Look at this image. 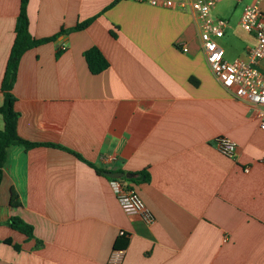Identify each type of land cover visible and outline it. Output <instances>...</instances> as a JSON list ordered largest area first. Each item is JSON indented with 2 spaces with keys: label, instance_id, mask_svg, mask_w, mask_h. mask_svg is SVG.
Instances as JSON below:
<instances>
[{
  "label": "crops",
  "instance_id": "obj_1",
  "mask_svg": "<svg viewBox=\"0 0 264 264\" xmlns=\"http://www.w3.org/2000/svg\"><path fill=\"white\" fill-rule=\"evenodd\" d=\"M113 1L29 0L35 39L97 18L23 55L13 87L17 133L70 149L94 167L56 147L9 150L0 186V264H264L257 109L215 79L190 9L122 0L105 11ZM20 6L0 0V106ZM212 14L225 19L226 12L217 4ZM248 35L232 58L246 57L255 43ZM92 47L109 62L97 75L84 57ZM259 68L264 75V60ZM218 137L237 144L235 159L216 149ZM104 172L149 175L125 182L152 212V224L125 214ZM13 216L33 226L34 238L8 226ZM124 238L128 245L115 248Z\"/></svg>",
  "mask_w": 264,
  "mask_h": 264
},
{
  "label": "built area",
  "instance_id": "obj_2",
  "mask_svg": "<svg viewBox=\"0 0 264 264\" xmlns=\"http://www.w3.org/2000/svg\"><path fill=\"white\" fill-rule=\"evenodd\" d=\"M145 1L154 7H179L191 10L199 30L202 52L213 76L231 97L257 109L259 127L264 131V75L259 68L260 62L264 60V9H262L264 0H253L252 4L245 7L240 25L254 37L255 43L246 57H238L232 61L227 58L226 49L218 42L225 37L229 22L212 14L215 6L223 0H181L179 4L174 0ZM183 50L187 51L186 48ZM214 144L225 157L230 159L237 157V144L230 139L218 137ZM110 184L128 217L138 219L147 225L154 222L152 212L138 193L128 187L125 180L110 179ZM120 235L129 237L125 231H121Z\"/></svg>",
  "mask_w": 264,
  "mask_h": 264
},
{
  "label": "trees",
  "instance_id": "obj_3",
  "mask_svg": "<svg viewBox=\"0 0 264 264\" xmlns=\"http://www.w3.org/2000/svg\"><path fill=\"white\" fill-rule=\"evenodd\" d=\"M122 0H114L106 9H110L111 7L115 6ZM29 0H21L20 12L17 17L16 26H15V41L12 46L6 71L2 81V92L4 94V101L3 104L0 106V115L3 117L4 120V128L0 130V186L3 181V169L7 162L8 152L12 147H22L25 150H29L38 146H50L56 147L62 150H65L73 155H75L80 160L86 162L89 166L94 167L93 164L87 162L83 157L74 151L67 149L62 146L54 145V144H40V143H33L27 140L22 139L17 133V123L19 119V112L15 109V102L16 97L13 93V87L17 80L18 71H19V64L23 55L40 45L47 44L50 42H55L59 36L61 35H68L72 32H77L86 29L91 25V23L97 18L93 17L86 21L78 23L76 26L68 29H62L58 35L49 38L43 39H35L29 32V17L27 13ZM65 48V47H64ZM60 55V52H57V56ZM84 57L86 59L88 68L90 72L94 75L100 74L101 72L105 71L109 68V62L103 55V53L96 47H92L85 51ZM99 174H103V171L97 170ZM136 179H123L126 181H134L135 183L140 181H149V175L145 172H141ZM110 180V179H109ZM13 205L17 206V197L13 198ZM8 226L12 229L21 232L22 234L26 235L29 238H34V228L32 225L26 223L20 217L13 216L11 217L8 222ZM3 243L12 244L10 239L4 240ZM128 245V239H120L118 240L114 247L115 248H125ZM16 249H19L18 246H14Z\"/></svg>",
  "mask_w": 264,
  "mask_h": 264
},
{
  "label": "rangeland",
  "instance_id": "obj_4",
  "mask_svg": "<svg viewBox=\"0 0 264 264\" xmlns=\"http://www.w3.org/2000/svg\"><path fill=\"white\" fill-rule=\"evenodd\" d=\"M251 0H244L238 3L233 0H223L218 4V8L226 12L223 17L229 22L230 28L226 32L224 38L218 40L219 44L227 51V58L232 61L236 54L234 48L238 43L246 44L249 42L248 33L244 31L240 25V18L244 11V7ZM217 18V15L213 14ZM219 17V16H218ZM232 52V53H231Z\"/></svg>",
  "mask_w": 264,
  "mask_h": 264
},
{
  "label": "water",
  "instance_id": "obj_5",
  "mask_svg": "<svg viewBox=\"0 0 264 264\" xmlns=\"http://www.w3.org/2000/svg\"><path fill=\"white\" fill-rule=\"evenodd\" d=\"M104 175L108 178V179H134L136 176L134 174H130V173H122V172H104Z\"/></svg>",
  "mask_w": 264,
  "mask_h": 264
}]
</instances>
